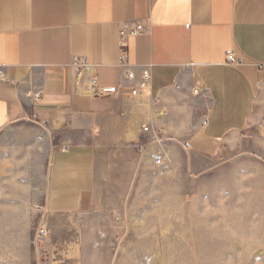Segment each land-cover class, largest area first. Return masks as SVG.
Wrapping results in <instances>:
<instances>
[{
    "label": "crops",
    "instance_id": "0c3cea01",
    "mask_svg": "<svg viewBox=\"0 0 264 264\" xmlns=\"http://www.w3.org/2000/svg\"><path fill=\"white\" fill-rule=\"evenodd\" d=\"M144 68L150 93L132 97ZM91 77L116 91L93 95ZM263 120L264 0H0V161L42 194L50 264H84L105 207L123 196L127 216L155 173L264 141Z\"/></svg>",
    "mask_w": 264,
    "mask_h": 264
},
{
    "label": "rangeland",
    "instance_id": "374dc122",
    "mask_svg": "<svg viewBox=\"0 0 264 264\" xmlns=\"http://www.w3.org/2000/svg\"><path fill=\"white\" fill-rule=\"evenodd\" d=\"M0 161V264H50L38 203ZM133 208L105 207L84 264H264V141L216 159L188 157L154 174Z\"/></svg>",
    "mask_w": 264,
    "mask_h": 264
},
{
    "label": "built area",
    "instance_id": "2783aa9c",
    "mask_svg": "<svg viewBox=\"0 0 264 264\" xmlns=\"http://www.w3.org/2000/svg\"><path fill=\"white\" fill-rule=\"evenodd\" d=\"M150 30V25L145 22H136L133 23V25H130L129 27H124L120 30V50H121V55H120V64L126 65V53L125 50L123 49L124 47V38L126 36H134L137 34H145L149 33ZM227 60L230 62L234 61V57L232 54L227 55ZM71 64L75 68H80L84 66V61L80 57L74 56L72 58ZM124 77L129 80H133L137 78L136 73L133 70H126ZM138 79L140 80V85L138 86H131L128 88L129 94L132 97L136 96H146L150 92L148 91V81L150 80V71L148 68H144L140 71V74L138 75ZM96 77H91L89 80V86L91 88L92 94L96 96H102V95H108L116 91L115 86H109V87H100L97 85ZM157 100L156 97H154V101ZM261 127L264 130V120L261 123ZM141 130L145 133H148L150 135V143L156 144L159 143L162 135H163V130L162 129H157L153 128L148 124H143L141 126ZM161 158H157L155 160L156 164L161 163ZM39 236L46 237V229L44 227H41L38 231Z\"/></svg>",
    "mask_w": 264,
    "mask_h": 264
}]
</instances>
